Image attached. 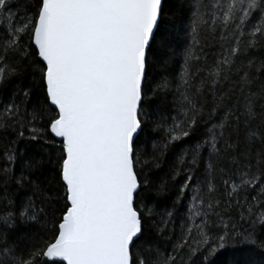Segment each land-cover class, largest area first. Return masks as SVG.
I'll use <instances>...</instances> for the list:
<instances>
[{"label": "snow or ice", "instance_id": "obj_1", "mask_svg": "<svg viewBox=\"0 0 264 264\" xmlns=\"http://www.w3.org/2000/svg\"><path fill=\"white\" fill-rule=\"evenodd\" d=\"M0 138V264H264V0H0Z\"/></svg>", "mask_w": 264, "mask_h": 264}, {"label": "trees", "instance_id": "obj_2", "mask_svg": "<svg viewBox=\"0 0 264 264\" xmlns=\"http://www.w3.org/2000/svg\"><path fill=\"white\" fill-rule=\"evenodd\" d=\"M3 144V139L2 138H0V145H2ZM56 186L55 185H53V188H55ZM53 194H55V193H53Z\"/></svg>", "mask_w": 264, "mask_h": 264}]
</instances>
